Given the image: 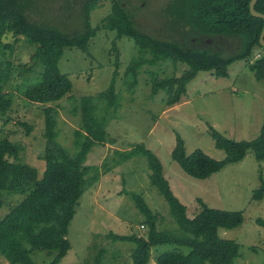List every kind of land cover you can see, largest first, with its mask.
Here are the masks:
<instances>
[{
  "label": "rangeland",
  "instance_id": "rangeland-1",
  "mask_svg": "<svg viewBox=\"0 0 264 264\" xmlns=\"http://www.w3.org/2000/svg\"><path fill=\"white\" fill-rule=\"evenodd\" d=\"M46 4L43 12L32 13L31 17L67 30L81 27L80 1L73 3L72 11L65 9V0ZM124 6L142 32L156 37H178L177 30L173 31L177 25L173 28L174 23L166 16L167 7L171 8L169 0H125ZM110 11L111 2L100 1L89 14L90 25L96 26ZM66 12L69 17L63 20ZM2 40L13 43L14 36L9 32ZM231 40L233 38H221L226 48L233 46L229 43ZM213 41L211 39L210 43ZM34 47L21 36L12 50H5L4 58L12 62V69L4 89L12 97V105L0 116V138L19 143L22 146L19 159L42 171L45 165L43 105L24 97L26 86L40 77L43 67L38 56H31ZM87 51L67 47L59 61V68L69 76L72 88L57 104L56 139L71 153L75 151L74 130L81 124V99L85 96L94 99L96 114L104 119L107 135L105 142L94 143L87 153L86 164L97 166L100 176L79 199L68 227L70 248L58 264H94L100 252V264H131L134 243L113 241L110 234L146 235L145 216L135 206L130 196L133 193L140 194L156 214L159 230L186 234L173 218L164 197L150 183L146 158L122 156V151L139 143L152 150L161 161L163 174L173 193L185 205L188 217L199 212L200 200L209 207L241 211L242 223L231 229L220 228L218 235L239 244L234 264H264V226L256 223L257 218L264 219V197L252 198L260 177L264 179V159L257 160L253 151L248 150L242 160L199 179L188 175L171 157L175 137L179 134L187 153L199 148L215 159H222L224 151L215 147L209 125L231 139L257 137L264 126V79H256L245 60H236L228 66L227 77L198 71L186 84V93L169 106L162 90L152 92V79L180 75L188 66L170 61L143 63L132 86L127 83L125 72L138 56L133 39L117 38L114 30L100 29L89 39ZM144 56L151 57L149 53ZM112 78L118 104L107 107L99 94L110 86ZM93 174L91 171L90 175ZM23 197L18 191H4L0 220ZM164 251L187 253L190 248L175 243L153 245L148 264H157V254ZM54 254L55 251L34 250L31 256L38 264H48ZM0 264L12 263L0 254Z\"/></svg>",
  "mask_w": 264,
  "mask_h": 264
},
{
  "label": "trees",
  "instance_id": "trees-1",
  "mask_svg": "<svg viewBox=\"0 0 264 264\" xmlns=\"http://www.w3.org/2000/svg\"><path fill=\"white\" fill-rule=\"evenodd\" d=\"M81 2L83 22L80 28L65 29L48 21L31 17L43 12L53 0H0V116L11 108L12 97L4 89L11 78L12 62L4 58L5 50H12L21 36L35 45L34 58L42 62L40 77L26 86L24 97L43 105L45 145L42 158L44 169L39 171L19 159L22 146L7 137L0 138V208L4 191H18L24 197L0 220V254L12 264H38L31 256L34 250L55 251L48 264H58L70 248L68 227L75 208L86 189L99 179L97 166L86 164V156L94 143H103L107 132L103 118L96 114L92 97L81 99V124L74 130L73 153L57 141V104L72 88L69 76L59 68L65 48L87 51L89 39L100 29L116 32V37L133 39L138 56L126 69L127 83L134 85L138 68L143 63L153 65L161 61L181 63L186 68L180 75L152 79V92L163 91L166 104L173 105L186 93V84L198 71H210L216 77H227L228 66L236 60H245L256 79H264V48L259 42L263 19L249 11L250 0H169V19L177 25L178 36L156 37L144 33L136 26L134 17L124 6L125 0H109L111 11L94 27L89 14L102 0H65L66 7ZM255 9L264 13V0H257ZM65 12V11H64ZM69 12V11H68ZM69 13L66 12L67 19ZM14 42H4L7 33ZM195 38L196 41H193ZM204 38L214 40L211 44ZM222 39L233 38V46L226 48ZM230 41V40H228ZM224 47H223V46ZM114 50L117 48L114 46ZM258 51V56L255 53ZM145 53L151 57L146 58ZM33 58V59H34ZM116 74V72H114ZM114 78L110 86L99 94L107 107L118 104ZM29 129V127H27ZM209 134L224 157L215 159L197 148L187 153L184 140L177 134L171 157L190 176L203 179L221 170L225 165L242 160L252 150L257 160L264 159V126L251 140L228 138L209 125ZM127 159L136 155L146 158L150 170V183L157 188L169 205L177 224L186 232L174 234L157 228V217L140 194H130L139 212L145 216L148 230L145 236L136 233L110 234L114 240L134 243L130 252L131 264H148L153 245L175 243L190 248L187 253L164 251L156 256L157 264H234L239 244L222 238L218 230L231 229L243 221L239 210H226L207 206L201 200V209L193 217L186 215L185 205L173 193L163 166L157 155L139 143L121 152ZM94 171L93 175L90 172ZM264 197V179L252 192L254 200ZM256 223L264 226V219ZM99 253L94 264H100Z\"/></svg>",
  "mask_w": 264,
  "mask_h": 264
},
{
  "label": "water",
  "instance_id": "water-1",
  "mask_svg": "<svg viewBox=\"0 0 264 264\" xmlns=\"http://www.w3.org/2000/svg\"><path fill=\"white\" fill-rule=\"evenodd\" d=\"M257 0H250L249 2V11L253 16L260 17L263 19V26L262 30L259 34V42L261 46L264 48V13L259 12L258 10L255 9V4Z\"/></svg>",
  "mask_w": 264,
  "mask_h": 264
},
{
  "label": "flooded vegetation",
  "instance_id": "flooded-vegetation-1",
  "mask_svg": "<svg viewBox=\"0 0 264 264\" xmlns=\"http://www.w3.org/2000/svg\"><path fill=\"white\" fill-rule=\"evenodd\" d=\"M193 41H196L195 38H193ZM210 41H211V39L208 40L207 38H204V42H205V43L208 42L209 44H211ZM208 43H207V44H208Z\"/></svg>",
  "mask_w": 264,
  "mask_h": 264
},
{
  "label": "built area",
  "instance_id": "built-area-1",
  "mask_svg": "<svg viewBox=\"0 0 264 264\" xmlns=\"http://www.w3.org/2000/svg\"><path fill=\"white\" fill-rule=\"evenodd\" d=\"M143 226V225H142Z\"/></svg>",
  "mask_w": 264,
  "mask_h": 264
}]
</instances>
